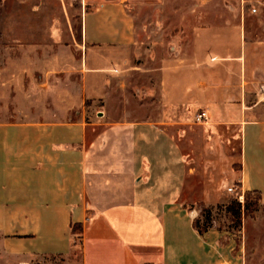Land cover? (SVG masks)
Here are the masks:
<instances>
[{
	"label": "crops",
	"instance_id": "1",
	"mask_svg": "<svg viewBox=\"0 0 264 264\" xmlns=\"http://www.w3.org/2000/svg\"><path fill=\"white\" fill-rule=\"evenodd\" d=\"M78 1L76 41L71 30L61 27V0H12L14 9L40 10V20L44 9L57 10L45 18L49 27L40 32V43L22 42L26 35L17 32L14 22L3 34L15 41L6 54L40 56L42 89L58 86L49 71L64 61L79 66L84 86L94 87L93 64L110 69L109 62L93 63L90 57L136 43L127 5L161 0ZM75 55H83L82 69ZM23 61L11 60L0 76V89L10 97L6 104H17L13 89L24 87L20 78H11L9 67L23 72ZM202 79L189 88L201 94L198 104L205 109L207 128L216 132L222 123L236 126L239 187L259 191L264 201V105L251 103L247 89ZM169 83L164 82L165 108L182 104L185 97L184 82L179 94ZM225 94L234 98L227 100ZM44 95L38 120L0 122V264L9 259L31 264L34 257L49 264L57 259L64 264H240L219 229L210 226L199 233L193 225L198 212L182 199L195 168L184 153L187 142L180 143L166 122L168 114L123 110L109 121L108 112L96 118L80 112L76 120H67L69 107L61 108L59 93Z\"/></svg>",
	"mask_w": 264,
	"mask_h": 264
},
{
	"label": "rangeland",
	"instance_id": "2",
	"mask_svg": "<svg viewBox=\"0 0 264 264\" xmlns=\"http://www.w3.org/2000/svg\"><path fill=\"white\" fill-rule=\"evenodd\" d=\"M61 7L64 23L61 27L71 30L78 41L79 1L61 0ZM127 11L133 17L136 43L110 55L90 57L93 63L109 62L110 69L104 72L101 65L93 64L94 87L84 86L79 66L64 61L61 68L49 71L50 78L59 82L58 86L42 89L40 80L44 73L40 71V56L6 54L4 49L15 41L3 34L6 26L14 22L17 32L23 30L26 35L22 41L17 33L16 39L25 44L40 43V32L43 34L49 27L45 18L56 14L57 10L44 9L40 20V10L14 9L12 0L0 3V70L3 69L0 76L4 78V68L11 60L23 58L25 65L23 72L19 66L9 67L11 78H20L24 87L13 89L17 104H6L10 97L0 89V122L38 120L35 117L40 115V97L45 96L44 91L59 93L57 97L63 102L61 108L69 107L67 120H76L80 112L90 118L108 112L109 121L123 110L143 114L165 112L174 135L180 143L187 142L184 153L190 166L195 168L194 176L186 184L184 205L197 210L195 219L200 225L208 224L222 232V241L230 244L240 264H264V201L260 199L252 213L245 209L247 198L253 201L256 195L242 192L238 184V130L235 125L222 123L213 132L206 126L207 117L198 122L197 114L205 109L198 104L201 100L198 88H189L204 80L203 77L211 83L219 80L218 84L223 87L236 85L241 92L249 90L250 102L260 101L259 104L264 105V0H161L157 4H128ZM68 18L71 23L66 22ZM22 19L23 24H20ZM74 59L82 69L83 55H75ZM104 73L106 75H102ZM170 80L178 87L177 94L180 83L184 82L185 97L182 104L165 108L164 82ZM150 87L154 89L149 90ZM226 94L225 99L234 98ZM68 99L70 103L65 106ZM20 116L25 119H19ZM232 200L241 204L239 221L227 210ZM60 260L51 264H64ZM5 262L17 264L15 259ZM31 264L49 263L34 257Z\"/></svg>",
	"mask_w": 264,
	"mask_h": 264
},
{
	"label": "trees",
	"instance_id": "3",
	"mask_svg": "<svg viewBox=\"0 0 264 264\" xmlns=\"http://www.w3.org/2000/svg\"><path fill=\"white\" fill-rule=\"evenodd\" d=\"M245 192L247 195H251V194L256 195L253 201H249L250 199L247 198L246 205H245V209H247L248 212L252 213L254 210L257 209L258 202L261 199V194L257 190H251V191H245ZM240 208H241V204L239 202L232 200L230 204L228 205V209H227L228 212L232 215V217L236 219L237 221L240 220L241 214H242V211ZM203 211H205V209H203ZM193 225L199 233H203L204 231L207 230L208 227H210L208 224L200 225L198 219H194Z\"/></svg>",
	"mask_w": 264,
	"mask_h": 264
},
{
	"label": "built area",
	"instance_id": "4",
	"mask_svg": "<svg viewBox=\"0 0 264 264\" xmlns=\"http://www.w3.org/2000/svg\"><path fill=\"white\" fill-rule=\"evenodd\" d=\"M196 120H197L198 122L205 121V120H206V114H205V112H200V113H198L197 116H196ZM228 190H229V191H232V188L229 187ZM240 199H241V198H240Z\"/></svg>",
	"mask_w": 264,
	"mask_h": 264
}]
</instances>
